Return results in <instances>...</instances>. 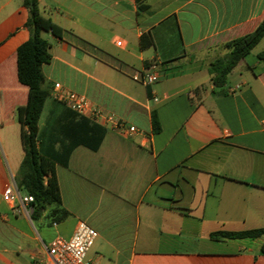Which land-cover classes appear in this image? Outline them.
I'll use <instances>...</instances> for the list:
<instances>
[{
    "label": "crops",
    "instance_id": "crops-1",
    "mask_svg": "<svg viewBox=\"0 0 264 264\" xmlns=\"http://www.w3.org/2000/svg\"><path fill=\"white\" fill-rule=\"evenodd\" d=\"M39 3L64 30L45 38L52 94L40 130L56 119L77 130L84 119L54 99L60 84L138 131L101 126L97 149L79 144L67 164H56L66 218L45 211L33 220L31 204L4 201L8 186L19 189L24 157L18 108L28 88L18 81L16 53L29 38V12L21 0H0V264H53L49 243L71 238L80 221L98 232L88 253L97 264H264V237L211 238L264 227V38L223 87L209 74L226 42L259 26L264 0ZM144 34L154 42L146 49ZM145 70L159 81L145 84Z\"/></svg>",
    "mask_w": 264,
    "mask_h": 264
},
{
    "label": "trees",
    "instance_id": "trees-1",
    "mask_svg": "<svg viewBox=\"0 0 264 264\" xmlns=\"http://www.w3.org/2000/svg\"><path fill=\"white\" fill-rule=\"evenodd\" d=\"M28 10L29 17L25 27L29 38L17 49V78L20 84L28 88L26 105L18 108L21 122V144L24 157L21 163V179L19 190L34 197L31 204L34 220L43 212L48 211V217L60 221L68 216V212L59 207L61 194L57 181L55 166L57 163L67 164V159L73 148L83 144L91 149H97L105 133V129L88 119H81L79 127L70 129L56 120L47 121L46 127L40 130L39 121L46 101L51 97L52 88L46 82L43 65L50 64L53 57L51 44L45 39V33H52L62 38L64 30L51 18L42 14L39 0H21ZM264 38V19L259 26L244 35L238 36L224 44L229 53L217 58L209 66L211 83L216 88L223 87L228 76L237 65L251 53ZM154 45L152 36L144 34L141 37V48ZM153 131L161 130L156 113L152 115ZM68 141V143H66ZM60 149H57V145ZM55 206V207H54ZM264 237V227L240 232H217L211 234L213 240L223 239H256ZM264 254V243L262 245Z\"/></svg>",
    "mask_w": 264,
    "mask_h": 264
},
{
    "label": "built area",
    "instance_id": "built-area-1",
    "mask_svg": "<svg viewBox=\"0 0 264 264\" xmlns=\"http://www.w3.org/2000/svg\"><path fill=\"white\" fill-rule=\"evenodd\" d=\"M142 81L147 84H155L159 81L160 75L157 72L143 71ZM140 77V73L137 74ZM53 97L64 104L69 110L88 119L94 124L117 131L123 135L137 133L134 125H128L113 113L94 104L86 95L75 91L64 89L60 84L54 86ZM156 102L160 99L155 97ZM3 200L13 203L18 197L23 203L32 204L34 197L30 195L20 196L19 189L8 186L3 192ZM98 232L85 221H80L73 236L69 239L57 236L48 245L47 250L52 258L53 264H97L88 260V253L93 247Z\"/></svg>",
    "mask_w": 264,
    "mask_h": 264
},
{
    "label": "rangeland",
    "instance_id": "rangeland-1",
    "mask_svg": "<svg viewBox=\"0 0 264 264\" xmlns=\"http://www.w3.org/2000/svg\"><path fill=\"white\" fill-rule=\"evenodd\" d=\"M47 36H48L47 33H45V34H44V37L46 38ZM257 51H259V48L256 49V50H254V52H252L251 54H249V55L247 56V58H246L247 62H251V61H253V59L255 58L254 55H255V53H257ZM109 52H110V51H109ZM112 52H114V51H112ZM110 53H111V52H110ZM228 53H229V50L226 49V48H224L223 51H222V55H221V57L227 55ZM49 102H50V99H48V101H47V103H46V105H45V109H44V113H43L42 119L45 117L46 111H47V109H48ZM11 139H13V135H11ZM16 142H17V139H16ZM19 149H20V150H19ZM17 150H18V152H19V151H22L21 148H18V147H17ZM22 194L25 195V194H26L25 191H22Z\"/></svg>",
    "mask_w": 264,
    "mask_h": 264
}]
</instances>
